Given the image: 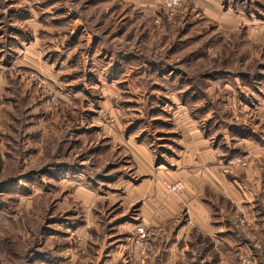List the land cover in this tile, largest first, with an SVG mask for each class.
Wrapping results in <instances>:
<instances>
[{"label": "rangeland", "instance_id": "374dc122", "mask_svg": "<svg viewBox=\"0 0 264 264\" xmlns=\"http://www.w3.org/2000/svg\"><path fill=\"white\" fill-rule=\"evenodd\" d=\"M167 2L0 0V60L8 67L11 86L0 91V264H125L153 255L161 240L149 226L151 234L139 240L136 208L124 212L122 205L106 200L96 207L98 227L86 235L76 231L85 209L65 197L73 196L71 179L76 175L95 181L101 197L121 196L118 183L139 175L132 174L126 156H140L138 143L152 144L155 160L172 166L170 158L178 149L173 115L183 106L198 115V126L207 129L214 144L224 143L217 136L221 127L240 122L245 133L255 131L264 147V122L256 125L231 77L244 73L248 88L264 77V41L254 44L252 54L238 48L247 35L264 36V0H223L224 6L214 0H179L174 7ZM33 35L57 42L58 51L45 50L61 70L60 79L51 81L33 67L37 56L23 54ZM220 46L226 47L227 62L216 58ZM127 49L174 69L175 78L154 74L151 63L141 65ZM235 50L238 55L228 54ZM15 60L24 67H10ZM124 64L127 70L120 69ZM223 71L227 87L215 82L221 86L210 91L215 101L198 91L190 96L188 80L201 72L214 78ZM160 95L179 97L178 108L162 103ZM154 96L158 101L149 104ZM105 97H113L124 111L120 119L126 122L125 131L130 129L129 143L124 129L118 138L106 133L104 124L113 119L102 104ZM239 143L229 141L224 147L238 149ZM252 156L244 151L235 159L247 164ZM257 202L263 219L262 195ZM125 216L137 225L127 229ZM259 235L254 253L257 264H264V232ZM110 250L114 258L108 262Z\"/></svg>", "mask_w": 264, "mask_h": 264}, {"label": "crops", "instance_id": "0c3cea01", "mask_svg": "<svg viewBox=\"0 0 264 264\" xmlns=\"http://www.w3.org/2000/svg\"><path fill=\"white\" fill-rule=\"evenodd\" d=\"M214 1L216 4L221 2L224 6L223 0ZM204 5L206 4L203 1L199 2L201 8ZM93 36L98 37V35ZM32 37L34 40L30 39L31 42L25 46V50L22 49L23 54L31 55L33 58L37 56L35 60L37 65L33 67L39 68L43 74L48 75L51 81L60 79L57 72L60 73L61 70L55 69L54 61L46 57L48 53L45 50L58 51L57 42L51 41L49 36L48 41L44 39L42 41L36 35ZM107 39L109 38L101 37L99 40ZM262 40L264 41L262 35H247L246 39L238 44L240 53L245 51L252 54L254 44L263 42ZM60 41L61 39L58 40V44ZM73 45L77 46L76 43ZM124 52L127 53L126 50ZM129 53H133L141 65H146L147 62L151 63L150 66L153 68H150L154 70V74L163 77L165 73L170 74V78H175L174 69L167 68L160 61L159 63L150 59L147 61L145 55L134 50H129ZM235 53L238 55L239 51L235 50L228 54ZM225 55L226 47L220 46L216 57L219 63L227 62ZM2 57L1 60H3ZM1 60L0 91L5 87H11L8 86L9 81L5 72L8 67ZM16 62L18 61L15 60L10 65L14 70H17L19 66L24 67L23 64L16 65ZM125 64L120 68L121 70H127L128 67ZM235 65H237L236 61ZM262 70L264 72V69ZM262 70L257 72L262 73ZM8 72L12 76V69ZM242 74L244 73L231 76L235 80L233 82L236 84L238 93L242 96L239 98L240 103L250 108L252 119L256 121V125H260L264 122V77L258 78L248 88L243 81ZM223 75L224 71L214 78L205 72L194 76L187 81L188 87L192 90L190 96H194L195 91H198L203 98L208 97L215 101L216 99L211 96L210 91L212 87L220 89V85L227 87L228 81L221 78ZM114 82V79L108 77L110 87L114 86ZM141 82L142 80H140ZM215 82H220V85L216 86ZM180 90L178 94L181 97L183 89ZM169 94L172 95V92ZM160 96L165 98V102L162 103L170 104L174 109L178 108L179 97L175 100L173 96ZM151 100L152 102L158 101L155 96L148 100L149 104H151ZM35 104L42 103L36 102ZM102 104L113 119L107 120L109 121L108 125L104 124L105 131L112 137L118 138L126 126V122L120 119V115L124 116V111L116 104L113 97H105ZM184 108L183 106L177 114L173 115V129L177 134L176 144L178 147L170 158L173 167L167 166L163 162H157L153 154L155 148L152 144L148 145L142 142L135 147L140 156L126 155L128 166L130 167L132 164L130 168H134L132 174L139 172V175L136 176L137 180L126 177L118 183L124 191L121 196L115 193L116 195L107 194L101 197L99 196V186L93 185L97 184L95 181H85L83 177L74 174L75 177L72 178L75 179H71L75 184L73 196L67 193L69 197L65 198L68 202L72 198L71 200H74L76 205L79 204L82 210L85 209L82 212L83 223L76 227V231L80 229L87 235L89 229L92 231L95 229L94 227L97 228L96 207L113 200L123 206L124 212L133 207L136 208L137 223L152 227L157 240H161L153 255H141L137 262L127 261L125 264H242L244 255L257 264L254 250L260 244L258 236L262 234L259 235V230L261 233L264 232L263 214L257 207L258 197L262 195L264 198V147L255 138V131L249 130L250 132L245 133L240 122L231 125L225 124L221 127V132L217 136L225 138L224 143L214 144L212 137L206 131L207 129L198 126L197 122H200L198 115L188 113ZM202 111L205 113L207 109H202ZM144 118H150L147 112H145ZM235 119L238 120V117ZM125 132L127 134L126 136L123 134L124 138H128L126 141L129 143L130 129ZM229 141H240L241 143H239L238 149L235 147L228 151L224 145L226 146ZM243 144H245V148H243ZM244 151H249L253 155L252 159L245 166H238L235 158ZM177 181H184L185 189L177 194L169 193L166 183L172 184ZM61 182L64 181L61 180ZM111 182L114 184L116 181ZM109 209L110 207L106 210ZM124 218L127 220L125 221L127 229L137 225L127 216ZM123 224L120 223V226ZM117 228H119L118 225ZM155 246L157 247V245ZM112 252L113 250H110L107 254L108 262L113 261Z\"/></svg>", "mask_w": 264, "mask_h": 264}, {"label": "built area", "instance_id": "2783aa9c", "mask_svg": "<svg viewBox=\"0 0 264 264\" xmlns=\"http://www.w3.org/2000/svg\"><path fill=\"white\" fill-rule=\"evenodd\" d=\"M179 3V0H168V2L166 3L167 7H174ZM52 101L55 100V96L52 95L51 98ZM236 164L238 166H243L246 164L245 159H236L235 160ZM166 187L169 193L171 194H177L180 193L181 191H183L185 189V182L184 181H177L175 183L172 184H168L166 183ZM137 235L139 237V240L141 239L142 241H144L145 239L148 238V236L151 234V232L149 231L148 226L141 224L139 227H137L136 229ZM242 264H253V262L250 260V258L248 256H243L242 258Z\"/></svg>", "mask_w": 264, "mask_h": 264}]
</instances>
